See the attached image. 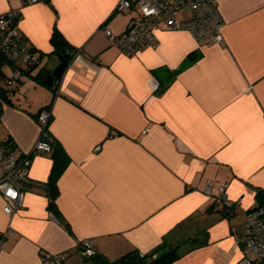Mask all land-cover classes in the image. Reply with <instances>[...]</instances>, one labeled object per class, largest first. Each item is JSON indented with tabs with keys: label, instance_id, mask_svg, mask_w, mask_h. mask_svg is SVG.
<instances>
[{
	"label": "crops",
	"instance_id": "1",
	"mask_svg": "<svg viewBox=\"0 0 264 264\" xmlns=\"http://www.w3.org/2000/svg\"><path fill=\"white\" fill-rule=\"evenodd\" d=\"M121 1L0 0V15L20 13L21 35L45 55L44 70L60 63L55 29L73 54L58 93L35 81L40 70L14 86L0 82V145L16 153L33 148L36 118L52 107L50 133L69 158L55 203L72 230L49 210L53 157L36 156L15 215L5 214L0 193V233L10 230L0 264H50L47 254L93 264L78 250L86 239L110 262L162 245L180 246L172 264L242 259L237 242L264 192V0H215L224 46L209 47L160 21L158 46L131 55L104 32L121 35L137 16L136 6L118 11ZM189 18L178 14L180 22ZM222 183L238 203L234 210L214 203Z\"/></svg>",
	"mask_w": 264,
	"mask_h": 264
},
{
	"label": "built area",
	"instance_id": "2",
	"mask_svg": "<svg viewBox=\"0 0 264 264\" xmlns=\"http://www.w3.org/2000/svg\"><path fill=\"white\" fill-rule=\"evenodd\" d=\"M38 0H25V3L35 4ZM136 6L138 14L129 23L121 35L104 30L111 45L118 47L125 54L136 53L140 48H156L155 33L162 21L169 31H187L194 39L205 45L224 46L223 30L225 22L219 12L215 0H122L118 11L128 12ZM187 12L190 18L180 22L178 14ZM21 15L18 11H10L0 15V82L6 86H14L23 76L35 72L44 66L45 55L27 46L26 39L21 35ZM59 92V86L57 87ZM55 92V93H56ZM0 97V103H1ZM52 107H44L38 117L39 136L33 148L26 154L16 153L12 146L0 145V193L4 198V212L9 216L15 215L24 203L31 180L30 170L33 159L42 154H51L54 138L50 133L53 120ZM214 184L206 182L205 193L212 195ZM228 184L218 186V195L214 203L225 210H234V203L227 196ZM264 209L258 208L248 212L246 228L243 236L237 242L242 247V259L239 264H264ZM10 230L0 233V245L8 237ZM95 240H83L78 244V250L85 256L94 255ZM50 264H66L67 255L47 254Z\"/></svg>",
	"mask_w": 264,
	"mask_h": 264
},
{
	"label": "trees",
	"instance_id": "3",
	"mask_svg": "<svg viewBox=\"0 0 264 264\" xmlns=\"http://www.w3.org/2000/svg\"><path fill=\"white\" fill-rule=\"evenodd\" d=\"M52 38H51V45H53L54 47V53L59 56L61 55H70V60L69 62L72 60V52L69 51V43L67 42V40L64 38V36L59 33V30L57 31V29H55L54 32H52ZM194 55H190L189 58H187L186 62L184 63L185 65H188L191 62H194V60L197 58L196 55L193 57ZM44 66L39 69L40 72L36 75V77L34 78L36 82L44 85L45 83L43 82L45 80V78L48 76V74L52 73L53 70H44L43 69ZM33 71L30 73H28V75H32ZM154 74L156 76H158L159 71H155ZM61 78H57L55 79L54 85L50 88L51 90H53V92L57 91V87L60 85V81ZM161 86V85H160ZM159 86V88H160ZM1 90V89H0ZM1 95V93H0ZM1 97V96H0ZM48 107V106H47ZM64 150L59 146V144L57 142H55V140L53 141V151L50 155H52L53 157V161H54V165L53 170H52V174L49 178V181L46 184V188L48 191V196H49V210L53 213V215H55L61 222H63V224L65 225L64 227L67 228V230L69 232H71V228L69 226V223L66 222L62 216L60 215V211L57 207V204L55 203L57 196L59 194V191H57L58 186V180L61 176V174L63 173L64 169L66 168V165H68L69 163V158L66 154H64ZM264 192L259 191L258 192V200L260 205V208H263L264 206ZM258 209V208H257ZM180 246L176 245L174 247H166L165 245L163 246H159V248H157L156 250H154L153 252L149 253V254H141L139 251L135 250L132 251L126 255H124L123 257H121L120 259H117L114 262H110L108 261V259H106L105 257H103V255H92L91 257H85V262H93V264H172L176 259H178L177 257H179L178 254V249Z\"/></svg>",
	"mask_w": 264,
	"mask_h": 264
},
{
	"label": "water",
	"instance_id": "4",
	"mask_svg": "<svg viewBox=\"0 0 264 264\" xmlns=\"http://www.w3.org/2000/svg\"><path fill=\"white\" fill-rule=\"evenodd\" d=\"M70 55H59L57 56L59 58V65L53 69V72L48 74V76L45 78V80L43 81L45 83L46 86L51 87L54 85L55 79L57 78H61L63 76V74L65 73L66 68L69 65V60H70Z\"/></svg>",
	"mask_w": 264,
	"mask_h": 264
},
{
	"label": "rangeland",
	"instance_id": "5",
	"mask_svg": "<svg viewBox=\"0 0 264 264\" xmlns=\"http://www.w3.org/2000/svg\"><path fill=\"white\" fill-rule=\"evenodd\" d=\"M56 68V67H55ZM55 68H53V69H55ZM53 69H51V70H53ZM87 240V239H86ZM90 240H94V239H90Z\"/></svg>",
	"mask_w": 264,
	"mask_h": 264
}]
</instances>
